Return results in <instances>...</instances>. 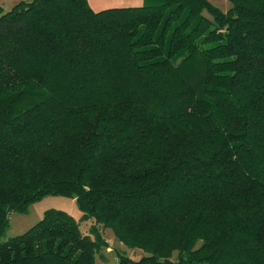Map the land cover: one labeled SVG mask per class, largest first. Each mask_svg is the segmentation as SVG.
Instances as JSON below:
<instances>
[{
  "label": "trees",
  "instance_id": "16d2710c",
  "mask_svg": "<svg viewBox=\"0 0 264 264\" xmlns=\"http://www.w3.org/2000/svg\"><path fill=\"white\" fill-rule=\"evenodd\" d=\"M0 7V264H264V0ZM205 14L209 15L206 16ZM101 254V255H100Z\"/></svg>",
  "mask_w": 264,
  "mask_h": 264
},
{
  "label": "rangeland",
  "instance_id": "374dc122",
  "mask_svg": "<svg viewBox=\"0 0 264 264\" xmlns=\"http://www.w3.org/2000/svg\"><path fill=\"white\" fill-rule=\"evenodd\" d=\"M22 0H0V7H2L5 12L10 11L16 4ZM26 1V0H25ZM31 1V0H29ZM120 1V3H116ZM140 1V3H137ZM214 6L218 7L224 13H227L231 4L227 0H208ZM91 8L95 11L111 8V7H129L134 5H142L143 0H113L105 3V0H88ZM103 4V5H100ZM210 18L209 15L205 14ZM50 209L62 210L70 215H72L77 221L81 222L82 231L89 234L92 221L82 222L81 218L83 213L78 209L75 200L60 197V196H48L42 201L33 204L28 214L11 213L10 214V228L8 232L0 239V242H4L18 235H22L27 232L30 228L36 225L44 216V213ZM104 238L109 243L108 249H102L101 256H97V264H117L118 263V253L127 255L129 258H136V252H141L139 250H132L126 246H122L113 236L111 230H107L104 234ZM101 255V254H100Z\"/></svg>",
  "mask_w": 264,
  "mask_h": 264
},
{
  "label": "crops",
  "instance_id": "0c3cea01",
  "mask_svg": "<svg viewBox=\"0 0 264 264\" xmlns=\"http://www.w3.org/2000/svg\"><path fill=\"white\" fill-rule=\"evenodd\" d=\"M111 2V1H113V0H105V3H107V2ZM115 1H117V0H115ZM116 3H120V1H118V2H116ZM137 3H140V1H138ZM100 5H103V4H100ZM94 9V8H93ZM95 10V9H94ZM99 11V10H98Z\"/></svg>",
  "mask_w": 264,
  "mask_h": 264
}]
</instances>
